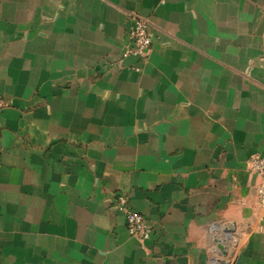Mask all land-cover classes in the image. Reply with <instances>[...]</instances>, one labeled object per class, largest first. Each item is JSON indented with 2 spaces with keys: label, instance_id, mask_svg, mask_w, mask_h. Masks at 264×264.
<instances>
[{
  "label": "crops",
  "instance_id": "obj_1",
  "mask_svg": "<svg viewBox=\"0 0 264 264\" xmlns=\"http://www.w3.org/2000/svg\"><path fill=\"white\" fill-rule=\"evenodd\" d=\"M263 1L0 0V264H264Z\"/></svg>",
  "mask_w": 264,
  "mask_h": 264
},
{
  "label": "built area",
  "instance_id": "obj_2",
  "mask_svg": "<svg viewBox=\"0 0 264 264\" xmlns=\"http://www.w3.org/2000/svg\"><path fill=\"white\" fill-rule=\"evenodd\" d=\"M262 10L264 11V1ZM130 17L132 25L127 32L128 45L120 56V65L126 58L139 59L142 62L146 61L151 48L150 24L148 20L135 14H131ZM130 69L134 72L139 71V67ZM7 107V103L0 96V113ZM2 152L3 148L0 144V160ZM246 169L248 174L256 180L254 186L256 203L260 209H264V155L251 156L247 161ZM113 204L116 210L124 214L127 234L143 249L146 242L150 239L151 226L143 216L128 208V198L123 193L119 192L114 195Z\"/></svg>",
  "mask_w": 264,
  "mask_h": 264
},
{
  "label": "water",
  "instance_id": "obj_3",
  "mask_svg": "<svg viewBox=\"0 0 264 264\" xmlns=\"http://www.w3.org/2000/svg\"><path fill=\"white\" fill-rule=\"evenodd\" d=\"M225 238L226 239H222L218 237L213 238V243L219 255L218 260H216L215 262L219 264H230V262L227 259H225V257L227 256V252H228V245L226 242V240L228 239V236H225ZM233 246H235V243Z\"/></svg>",
  "mask_w": 264,
  "mask_h": 264
}]
</instances>
